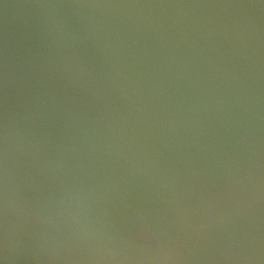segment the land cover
Here are the masks:
<instances>
[{"label": "water", "instance_id": "1", "mask_svg": "<svg viewBox=\"0 0 264 264\" xmlns=\"http://www.w3.org/2000/svg\"><path fill=\"white\" fill-rule=\"evenodd\" d=\"M0 264H264V0H0Z\"/></svg>", "mask_w": 264, "mask_h": 264}]
</instances>
